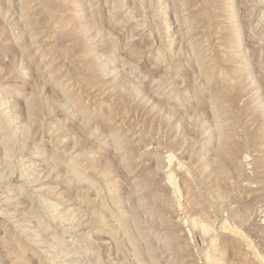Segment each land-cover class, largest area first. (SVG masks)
I'll use <instances>...</instances> for the list:
<instances>
[{
    "label": "rangeland",
    "instance_id": "374dc122",
    "mask_svg": "<svg viewBox=\"0 0 264 264\" xmlns=\"http://www.w3.org/2000/svg\"><path fill=\"white\" fill-rule=\"evenodd\" d=\"M0 264H264V0H0Z\"/></svg>",
    "mask_w": 264,
    "mask_h": 264
}]
</instances>
